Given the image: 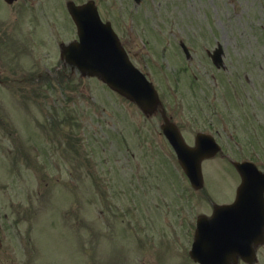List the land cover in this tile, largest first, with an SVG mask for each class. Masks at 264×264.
<instances>
[{
	"label": "rangeland",
	"instance_id": "1",
	"mask_svg": "<svg viewBox=\"0 0 264 264\" xmlns=\"http://www.w3.org/2000/svg\"><path fill=\"white\" fill-rule=\"evenodd\" d=\"M36 2L38 10L44 4L39 16L57 41L74 38L68 18V25L54 21L63 0ZM100 4L103 18L132 63L155 85L185 139L217 129L224 153L264 168V0ZM4 12L27 52L2 47L0 54L9 65H18L34 49L31 29L25 26L26 12H18L15 21ZM180 42L188 47L189 60ZM217 44L224 51L222 70L205 54ZM39 57L40 71L54 77L37 80V97L23 89L9 92L22 102L15 107L13 132L29 162L24 153L2 152L10 144L1 121L12 119L6 108L13 100L2 91L6 114L0 99V264H193L182 254L195 219L210 213L211 204L228 201L238 185L235 170L221 159L206 163V188L195 193L160 135L158 118L145 119L113 95L107 100L110 92L97 81L73 73L69 78L54 47L39 50ZM17 205L29 209L19 226L23 235L31 224L37 236L33 258L19 252L17 231L5 233L10 227L6 216L17 218L12 210ZM260 249L256 264H264Z\"/></svg>",
	"mask_w": 264,
	"mask_h": 264
},
{
	"label": "water",
	"instance_id": "2",
	"mask_svg": "<svg viewBox=\"0 0 264 264\" xmlns=\"http://www.w3.org/2000/svg\"><path fill=\"white\" fill-rule=\"evenodd\" d=\"M76 9L77 7H74L70 11L80 31V26L83 27L81 33H79L80 42L64 47L61 52L62 58L76 66L83 73L98 76L113 90L135 102L144 113L151 114L158 103L156 92L150 83L138 75L127 57L121 53L122 50L109 23L102 25L95 22L97 18L94 14L90 16L89 13H85L87 18L79 22V11ZM89 21L90 26L86 24ZM220 53V51H217L213 56V62L217 66L221 62ZM162 130L175 149L178 160L191 184L195 188L200 187L202 183L200 160L207 156V154L203 155L201 152L200 148L203 145L201 138L197 139L196 149H191L185 145L176 128L167 123L166 120ZM235 166L242 176L243 183L238 190L236 204L230 208L236 209L240 206H246L248 210H252V207L259 206V202L253 199L244 200L242 196L245 193L255 194L253 190L248 188L250 187L248 181L255 177L259 178L261 174L256 171L252 164L236 163ZM248 171L251 172L248 173ZM263 193L264 189L260 190L259 195L262 204ZM230 217L228 207H216L211 218L208 219L203 216L199 218L193 250L190 253L195 260H198L201 264H217V261L221 259L224 264H231V260L235 264L238 258L252 262L254 247L262 241L264 236V223L260 228V233H253L254 236L248 237V239L241 238L237 233L228 237L223 236L224 238L220 235L216 239L212 235V231L207 230L213 222L217 221L219 225L223 224L224 226L222 232L228 234L232 227L236 225V222H232ZM212 244L215 245V251L212 250Z\"/></svg>",
	"mask_w": 264,
	"mask_h": 264
},
{
	"label": "flooded vegetation",
	"instance_id": "3",
	"mask_svg": "<svg viewBox=\"0 0 264 264\" xmlns=\"http://www.w3.org/2000/svg\"><path fill=\"white\" fill-rule=\"evenodd\" d=\"M41 3L39 4V11H41ZM4 9L7 11H10V14L13 16V21L18 19V12H26V27H30L31 33H30V38L32 39L34 45V49L32 52L29 53V55L25 54L22 56V58L18 62L17 70L14 65H9L5 61H2L0 58V96H2L5 93L2 91L6 92L9 98H11L13 101L11 102L12 104L17 103L18 99H13L11 95L9 94L10 89L13 88L14 93H19V90L23 89L24 93L26 95H30L32 92L34 96L37 97V80L43 79H48L51 77H54V74H47L44 72H37V2L36 0H18L14 2L12 5H5L2 0H0V50L2 47H8L10 50L11 49H19L22 47L24 52H27L26 48L22 45L23 39L20 41H16V34L12 31V28L15 26H12V23L6 19V12H4ZM33 17L36 19V23L33 24ZM12 31V35H11ZM30 41V40H29ZM31 45V41H30ZM35 53V56H33L31 53ZM1 55V54H0ZM33 59L34 61H32ZM17 64V63H14ZM65 75H69L67 72H63ZM71 74V72H70ZM65 80V78H63ZM36 99V98H35ZM37 101V99H36ZM170 113V112H169ZM170 118H173V114H170ZM213 135L215 136L216 141L223 146V142L220 138L218 130H214ZM230 138L233 137L232 134L229 135ZM220 158L225 160L226 162H230L232 160V154H225V153H220ZM218 156V155H217ZM262 156V155H261ZM264 157V156H262ZM212 160V159H210ZM209 160V161H210ZM208 161V160H207ZM264 170V169H263ZM239 183V180H238ZM233 191V190H232ZM232 193V192H231ZM233 195L232 199L231 196ZM235 192L230 195V200L226 203H230L233 198H234ZM37 198V197H36ZM37 205V203H36ZM19 206H16V212H14L15 219H9V228L5 231V233L9 232L10 229L12 231H17L19 234L21 232L19 224L21 222H24L21 218H24L26 216V213H29V209L26 210H21ZM21 212V213H20ZM211 212V211H210ZM22 215V216H21ZM7 217V216H6ZM26 223V222H25ZM0 227V231L3 230V228ZM23 235H16L15 237L17 242H18V248L19 252L23 251L24 255L26 257L32 258L35 257L34 254L37 253V240L35 241V244L31 243L32 241V232H31V227L29 226L27 228V231L25 230ZM8 239H10L11 235L6 236ZM5 237V238H6ZM2 240V239H1ZM263 248V247H262ZM261 250V249H259ZM14 251V250H13ZM11 252V251H10ZM37 260V257H36ZM37 264V261H35ZM238 264H242L239 262Z\"/></svg>",
	"mask_w": 264,
	"mask_h": 264
}]
</instances>
